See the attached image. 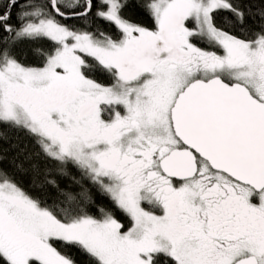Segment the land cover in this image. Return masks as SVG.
Masks as SVG:
<instances>
[{"label": "snow or ice", "instance_id": "snow-or-ice-1", "mask_svg": "<svg viewBox=\"0 0 264 264\" xmlns=\"http://www.w3.org/2000/svg\"><path fill=\"white\" fill-rule=\"evenodd\" d=\"M0 264H264V0H0Z\"/></svg>", "mask_w": 264, "mask_h": 264}, {"label": "trees", "instance_id": "trees-1", "mask_svg": "<svg viewBox=\"0 0 264 264\" xmlns=\"http://www.w3.org/2000/svg\"><path fill=\"white\" fill-rule=\"evenodd\" d=\"M132 18L136 19L138 22H143V23L150 25V21L148 19H146L144 16H142L141 14H139L138 11L135 13H132ZM24 182H25V184H27L26 178H25Z\"/></svg>", "mask_w": 264, "mask_h": 264}]
</instances>
